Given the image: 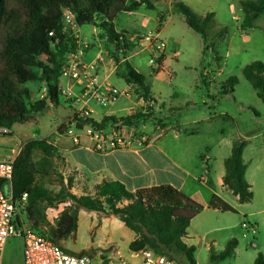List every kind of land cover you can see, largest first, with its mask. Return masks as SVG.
Masks as SVG:
<instances>
[{"label": "trees", "instance_id": "trees-1", "mask_svg": "<svg viewBox=\"0 0 264 264\" xmlns=\"http://www.w3.org/2000/svg\"><path fill=\"white\" fill-rule=\"evenodd\" d=\"M143 6L155 9L154 0H0V127L11 130L16 123L28 122L33 115L51 109L46 100L33 99L31 90L25 87L28 82H39L46 88L53 105H58L62 68L66 56L77 46L72 31L64 29V8L72 10L80 27L94 25L102 30V36L107 38L106 46L118 64L116 75L127 85H132L139 98L145 101L152 98L145 75L126 60V56L138 47L140 34L131 39L135 33L118 31L115 24L119 15L138 11ZM241 8L242 30L253 28L257 19L264 17V0L242 1ZM173 10L183 15L187 25L207 42L213 13L199 15L187 4L177 1ZM225 32L226 28L217 32L214 39ZM243 73L254 80V87L264 94V64L253 62L243 69ZM149 118L150 115L140 111L122 117L105 116L100 121L77 118L76 127H131ZM57 131L67 133L68 127L64 132ZM246 145L242 138L234 140L230 156L224 163V185L238 196L241 204L249 203L253 198L245 177L243 153ZM58 154L57 147L46 139H31L14 164L13 197L19 199L27 194L22 211L33 230L60 244L77 231L79 211L86 210L115 217L133 231L136 237L128 246L131 252L151 250L174 261L175 255L181 253L188 264H197V248L187 245L183 238L192 219L205 206L170 184L132 191L120 181H103L95 186L94 194L78 196L70 191L74 177L69 176L67 183L61 181L59 190L51 189L46 182L56 172L54 160ZM59 204L68 205L54 222H50L47 210ZM207 208L236 213L217 195L211 197ZM42 227H47L48 231H42ZM236 248L237 241L230 240L220 254H211L210 260L231 258ZM254 264H264L262 253L257 255Z\"/></svg>", "mask_w": 264, "mask_h": 264}, {"label": "rangeland", "instance_id": "rangeland-1", "mask_svg": "<svg viewBox=\"0 0 264 264\" xmlns=\"http://www.w3.org/2000/svg\"><path fill=\"white\" fill-rule=\"evenodd\" d=\"M189 1L195 12L204 14L212 11L215 15L212 23L209 24L207 30L209 36L207 42H205L200 34L196 33L187 23L180 19L178 12L173 11L175 13L172 16L174 25H164L165 31L159 34L166 43L167 50L178 52L175 57L168 55L165 62L166 69L174 74L172 80L169 79V75L164 71L158 76H148L147 73L150 72L148 52H141L139 55L132 54L140 51L137 47L129 53L131 54L130 62L147 75V83L152 94L164 102L166 107H172V109L164 111L163 114L166 116L165 120L168 127L165 130H161L159 106L154 104L155 108L152 107L154 111L149 107L147 111L151 112L145 113V109L142 107L143 101L141 100L140 103L135 100L134 104L132 103L134 105L133 111L135 113L140 111L143 114L150 115V118L144 123L125 128V130L127 133L134 132L138 135H146L148 138H151L155 132V136L161 134L162 137L157 141V144L163 149L174 150L176 155H178L177 151L181 150L180 148L182 147H188L192 151V148L195 150L196 147L207 145L209 143L208 138L213 135L210 130H214V138L216 139L218 134L222 132L221 130H223L226 138L231 137V139L234 138L235 140L238 139V132L253 133V131L264 129L263 91L255 88L254 80L248 79L243 73V69L253 62L258 61L264 64L263 15L257 19L253 28L242 30L243 15L240 21H237L235 15L231 14L229 10V4L233 3V5H236L237 0ZM115 23L122 31H130L129 29L132 26L131 18L123 14L116 18ZM225 28V34L214 39L215 34ZM101 37L104 36L101 35ZM85 41L90 43L87 39ZM91 48L89 46L87 50ZM65 81V79H62L64 88L66 85ZM114 81L119 87L126 85L122 79L117 77H115ZM40 85L39 82H28L25 87L30 89L33 95L37 93L38 97L36 96V98L39 99V94L41 95L43 92L41 89H36ZM204 94L205 96L211 95V98L216 102L215 107L212 106V102L207 104L210 108L202 104L201 99ZM60 99L61 104H63V97ZM127 105L130 106L131 102ZM63 106L60 109V114L56 113L57 108L53 106L51 107V110L53 109L55 112L53 115L48 114V111L33 115L28 121L29 126L35 133V136L32 137L51 140L60 134L57 131L58 129L64 132L68 126L67 123L62 122V119L68 116L70 109L67 111ZM193 106H198L206 115L212 114V121H207L209 123L203 124L183 125L180 127L181 130L177 128L180 137L176 139L175 134L177 131H174L172 126L178 121H184L186 118L180 119L181 116L184 117V114L190 117L189 108ZM65 107L71 108V110L78 109V106L73 104ZM222 112L226 113V115L221 114ZM198 115L203 116V114ZM122 116H126V113H121ZM37 117L40 119H37ZM60 122L62 124L58 125ZM207 124H212L210 130ZM197 131L200 132L198 133ZM192 132L198 134L195 137L188 138ZM186 158L189 165L194 164L195 159L190 153L186 154ZM54 163L56 172L49 179L47 178L46 183L49 188L59 190L61 181L64 180L67 183L69 176L75 177V172L64 166L60 154L55 158ZM73 187H76L75 181L73 182ZM71 192L76 195L81 194L80 188H75ZM60 205L61 208L66 207L64 204H59L58 207ZM81 211L77 231L69 239L59 244L64 250L76 255H88L95 264H104L118 257L126 258L132 262L138 261L136 258L130 257L131 251L128 248L129 243L133 239L131 237V235H134L133 231L126 227L131 234L130 236L124 234L121 237L114 238L108 232L106 224L103 227L101 225L102 218L106 219L107 216L86 210ZM16 213L22 222L27 223V216L21 208H18ZM229 215L234 220L236 219L235 215ZM48 219L50 222H54L56 218L50 214ZM196 220L194 223L198 222L199 228L202 230L200 234L196 233L192 240L197 247L196 257L198 264H254L257 255L264 248L263 245L258 246L257 240L253 239V235L248 234L246 238L241 236V249L238 254H234L231 258L225 260L212 262L210 255L221 253V250L210 252L206 249L207 243L215 237L214 234L205 233L207 228L213 224L212 215L204 213L202 217ZM42 231L47 232L48 228L42 227ZM242 232L244 231H239L240 234ZM218 235H221V233ZM22 250V238H9L4 249V264H23ZM175 261L178 264H188L181 253L175 255Z\"/></svg>", "mask_w": 264, "mask_h": 264}, {"label": "crops", "instance_id": "crops-1", "mask_svg": "<svg viewBox=\"0 0 264 264\" xmlns=\"http://www.w3.org/2000/svg\"><path fill=\"white\" fill-rule=\"evenodd\" d=\"M176 1L183 2L185 4L187 3L188 6L193 10V7L189 0H154L155 9H147L143 6L138 11L123 14L131 18L132 26L130 27V31L128 32L135 33V35L140 33V36H142L147 33L156 32L160 26L159 34H161L165 31L164 25H174L172 16L175 14L173 12V4ZM242 1L245 0H237L236 5H233V3L229 4L230 13L235 15V19L237 21H240L241 16L243 15V11L241 8ZM237 11H239V13H237ZM209 13H212V11H210ZM197 14L204 16L208 13L205 12L204 14ZM178 15L180 19L185 22L183 15H181L180 13H178ZM116 28L118 31H122L118 28L117 24ZM95 29L100 30V28L94 25L81 27V35L83 40L87 39L90 42L89 46L92 47L90 50H85L86 53L84 55V59L86 61L93 60L98 52V48L96 45V36L94 34ZM100 31L102 35V30ZM208 36L209 33L207 31V38ZM140 53L141 51L134 52L132 54L139 55ZM168 55L171 57H175L176 55H178V52H172L171 50H167L166 48V51L161 56V59L159 61L160 68L155 70L149 65L150 72L147 73L148 76H158L162 71L167 74L168 69H166L165 67V62ZM126 60H128L129 62L131 61V54H128L126 56ZM109 66L107 67V70L105 72L103 71V69L99 70L101 76L104 77L107 74L108 82L120 90H125L127 87H129V85H127L126 83L124 87H119L116 85L114 79L115 77L119 78L116 75L117 68L116 70H112ZM134 67L138 71L143 73L139 68H137L136 66ZM145 77L147 82V75H145ZM65 84H68V81H65ZM44 88L45 87L40 85L36 90L41 89V91L43 92ZM36 94L33 95V99H35L36 96L38 97V95ZM151 97L159 106V111L161 113V130H165V128L168 127V124L165 120L166 116L163 113L166 109L170 111L172 107H166V104L155 97L152 92ZM134 100L135 99L132 97L121 98V100L115 106V116L121 117V113H126V115L130 114L129 110L130 108L134 107V105H132ZM201 100L204 106H208L207 104L209 102L213 103V107L216 106V102L211 98V95L205 96L204 94ZM62 102L63 104H61L60 99L58 105L53 106L57 108V114H60L62 105H64L63 108L67 111H69L70 109V113L68 114V116L63 117L62 119V122H65L66 124L77 110H71V108L65 107L73 103H68L64 99ZM130 102L131 105L128 106L127 104H129ZM91 108L94 110V113L92 115L93 118L97 121H100L103 117L102 108H100V106L95 103H91ZM208 108L210 107L208 106ZM189 111L191 113L190 117L185 116L184 114V117L181 116L180 119H186L182 122L178 121L175 125L172 126L174 127L172 129H174V131H177L175 134L176 139H179L180 137L178 135L179 133L177 128L181 130L180 127L183 125L203 124L209 123L207 121H212L213 115H206V113L202 112V110L199 109L198 106L189 108ZM54 113L55 112L53 109L48 110V114L53 115ZM198 114H203V116L201 117ZM221 114L226 115V113L224 112H222ZM39 117H37V119H40ZM62 122H60L58 125L62 124ZM207 127L210 130L212 128V124H207ZM210 131L211 134L213 133V135L208 138L209 143L207 145L196 147L195 150H193L192 148V151L189 150L188 147H182L180 148L181 150L177 151L178 155L174 154V150H171L169 148L163 149L157 144V141H159L162 136L161 134L155 136L156 132L153 133V136L151 137L152 142L143 148H136L131 150H115L107 153H98L94 151L90 147V140L84 131H82V133L80 134V145L74 144L73 140L67 133L59 134L53 139L47 141L57 147L58 153L61 155V158L64 162V166L67 169L75 172V188H80V195L94 194L95 186L102 183L103 181H120L132 191L161 184H170L178 188L185 195L194 198L203 206H205L204 210L192 219L187 229V235L183 238L184 242L187 245H194L196 247V244L193 243L192 240L194 236H196V233L200 234L202 230L201 228H199L200 225L198 224V222H194L197 221L196 219L202 217L204 213H209L212 215L213 224L211 225V227L207 228V231H205V233L214 234L215 237L212 238L209 243H207V251L211 252L214 250L215 252H218V250H221L220 252H222L225 249L226 244L230 240L235 239L237 241L235 254H238L241 249V236L245 238L248 237L247 235H245V230L243 228V222L245 221L254 224L257 227V232L255 235H253V239L257 240L258 246L263 245L264 247V129L256 130V132L253 131V133L238 132L237 134L238 139L242 138L247 142L243 153L244 162L246 164L245 177L251 186V190L253 191L252 200L249 203L245 204H241L239 202L238 196H235L224 185L223 181L225 174L224 163L225 160L230 156L234 138H226L224 136L223 130H221L222 132L218 134V138L216 139L214 138V130ZM197 132L199 133L200 131ZM198 133L192 132V134L189 135L188 138L195 137ZM32 136H35V133L29 126V122L16 123L11 129V133L8 136H0V146L3 149L2 153L7 154L9 152V149L18 141H22L24 144H26L27 141L37 138H34ZM204 149L206 150L203 151ZM188 153H190L191 156H193V158L195 159L193 165H189L186 161V154ZM75 188L72 187L71 191L75 190ZM213 195L219 196L225 202L231 205L236 210V213L230 211L222 212L219 210L207 208V204ZM64 205L67 206V204ZM63 209L64 208H61V205L56 208H50L47 210V214H51L55 218H57ZM50 211L53 213H51ZM81 212L82 211L80 210L79 216ZM229 214L235 215L236 219L234 220L233 218H231ZM16 216H18L17 213ZM27 222L29 221L27 220ZM101 222L102 227L106 224L105 226L107 227L108 232H110L111 236L114 238L121 237V235L124 234L129 236L131 235L127 231L126 227L115 217H107L106 219L102 218ZM239 231L244 232L240 234ZM219 233H221V235H218ZM131 237L133 238V241L136 237L135 233L134 235H131ZM261 250V253L264 255V248ZM130 255H132V252Z\"/></svg>", "mask_w": 264, "mask_h": 264}, {"label": "built area", "instance_id": "built-area-1", "mask_svg": "<svg viewBox=\"0 0 264 264\" xmlns=\"http://www.w3.org/2000/svg\"><path fill=\"white\" fill-rule=\"evenodd\" d=\"M62 22L64 29L72 31L77 42L75 50L66 56V62L62 68L61 81L65 79L68 84L64 88L60 81L59 86L60 97L78 106L76 113L67 122V134L73 143L80 145V134L84 131L90 140V147L98 153L139 149L147 146L152 142V138L134 132L127 133L125 128H130L129 126L97 128L87 125L83 129L76 127L77 118L95 120L92 116L94 110L91 108V103L102 108L103 117L115 116V106L123 97H132L140 103L142 100L145 113H150L151 111H147V109L150 107L153 110V105L157 104L152 98H148L147 101L139 98L132 85H129L125 90H120L108 82L107 74L104 77L101 76L100 69L105 72L110 65L112 70H116L118 64L106 46L107 38L100 36L99 29L94 30L98 48L96 57L91 61H86L84 55L89 43L83 40L81 27L77 24L72 10L68 8L62 10ZM159 31L160 26L156 32L140 36L138 42L139 50L149 53V65L155 70L160 68L159 61L167 48ZM136 37L137 35H134L131 39ZM167 74L170 80L174 78L172 71L167 70ZM40 100H46L50 108L53 106L46 88L40 95ZM133 110L134 107L130 108L128 115L134 114ZM10 133V129L0 127V136H8ZM24 145L22 141H18L7 154L2 153L3 149L0 146V264H4L5 245L12 237H20L23 240V264H95L88 255H76L65 251L48 236L33 230L29 222L24 223L16 216L17 209L24 208L27 201L26 193L19 199H15L12 190L14 164ZM4 186L10 188L9 195L5 192ZM243 228L245 235H255L257 232V227L246 221L243 222ZM131 257L138 261L132 262L126 258L118 257L104 264H177L169 257L156 254L151 250L132 252Z\"/></svg>", "mask_w": 264, "mask_h": 264}, {"label": "water", "instance_id": "water-1", "mask_svg": "<svg viewBox=\"0 0 264 264\" xmlns=\"http://www.w3.org/2000/svg\"><path fill=\"white\" fill-rule=\"evenodd\" d=\"M4 190L8 195L10 194V188L8 186H4Z\"/></svg>", "mask_w": 264, "mask_h": 264}]
</instances>
